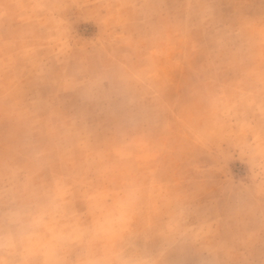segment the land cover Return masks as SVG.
I'll use <instances>...</instances> for the list:
<instances>
[{
	"label": "rangeland",
	"instance_id": "374dc122",
	"mask_svg": "<svg viewBox=\"0 0 264 264\" xmlns=\"http://www.w3.org/2000/svg\"><path fill=\"white\" fill-rule=\"evenodd\" d=\"M0 264H264V0H0Z\"/></svg>",
	"mask_w": 264,
	"mask_h": 264
}]
</instances>
